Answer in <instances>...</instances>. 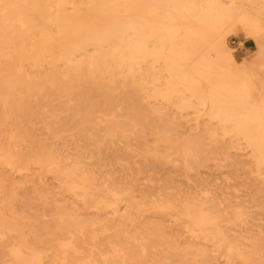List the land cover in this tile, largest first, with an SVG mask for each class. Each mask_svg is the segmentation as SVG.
Segmentation results:
<instances>
[{"label": "bare ground", "instance_id": "1", "mask_svg": "<svg viewBox=\"0 0 264 264\" xmlns=\"http://www.w3.org/2000/svg\"><path fill=\"white\" fill-rule=\"evenodd\" d=\"M247 1L0 0V167L45 169L114 217L146 203L212 252L258 259L245 196L257 206L261 192L206 187L264 182V0ZM242 29L255 48L237 61L226 38ZM113 222L75 218L40 249L0 214V264H126ZM86 225L100 226L84 253ZM153 226L173 255L211 264L205 243L168 245Z\"/></svg>", "mask_w": 264, "mask_h": 264}, {"label": "rangeland", "instance_id": "2", "mask_svg": "<svg viewBox=\"0 0 264 264\" xmlns=\"http://www.w3.org/2000/svg\"><path fill=\"white\" fill-rule=\"evenodd\" d=\"M252 1V5L260 2V0ZM243 3L248 4V1L243 0ZM226 42L237 61H242V58L248 57L255 48L245 29L238 33H230L226 38ZM174 185L178 188L188 189L187 186L193 187L195 184L193 182L188 185L175 182ZM206 187L215 189V193L223 191V195L232 191L241 193L242 190L250 195L249 192L254 194L255 191L259 190L261 192V197L257 201L259 205L253 206V203L247 200L250 197L245 196L248 206L246 209L254 213V217L251 218V228L254 230L259 229L261 236H263L261 242L264 243V182L231 186L210 183ZM135 201L139 202V198ZM124 204L125 202H120L119 206L122 207ZM0 214L4 219L16 222L20 235L30 245L40 249H48L49 245L55 244V241L62 236L59 233L61 226L75 220V218L82 219L87 223H93L96 218H100V220L106 221V225L110 222L109 226H111L112 219H114L113 229L116 228V238L111 237V240H116V243H118L126 238L129 249H133L132 256L125 260L126 264H192L188 254L173 255L171 247L166 244L161 245L162 239L158 235L159 232L153 229L155 223L161 224L164 239L168 241V245L176 240L182 241L183 244L188 241L186 243L192 245L193 248L202 245L201 242L205 243L206 249L211 255V264H264V247L263 253L258 259L248 262L228 255L224 248L216 247L217 250L212 252L211 242H205L198 238L194 239L191 236L194 233L186 228L187 224L183 220H175V217L167 213H154V210L149 209L146 203H143L138 210L134 208L130 215L121 218L114 217L110 208L98 211L88 202L83 201L81 197L73 193L69 194L53 174L36 166H31L26 171H11L8 167H0ZM99 226L89 227L86 225L82 229V239L86 241L83 247L84 253L92 248L93 241L91 237L95 228ZM119 227L122 228L123 233L117 232ZM113 229L100 234V242L111 235ZM248 233H251V231L249 230ZM16 234L13 233V236H16ZM245 234L247 232H243V235ZM74 236L80 235L76 234ZM146 243L155 247H148V256L142 258L138 251V245ZM5 251L6 248L0 245V259ZM49 253L48 251L47 254L49 255ZM56 254L61 255L57 251Z\"/></svg>", "mask_w": 264, "mask_h": 264}]
</instances>
